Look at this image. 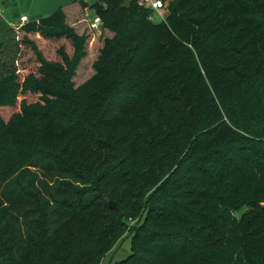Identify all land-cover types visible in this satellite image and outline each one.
Wrapping results in <instances>:
<instances>
[{"label": "trees", "instance_id": "1", "mask_svg": "<svg viewBox=\"0 0 264 264\" xmlns=\"http://www.w3.org/2000/svg\"><path fill=\"white\" fill-rule=\"evenodd\" d=\"M87 5L23 24L38 70L0 77V264H103L128 233L108 264H264V0H94L77 83Z\"/></svg>", "mask_w": 264, "mask_h": 264}, {"label": "rangeland", "instance_id": "2", "mask_svg": "<svg viewBox=\"0 0 264 264\" xmlns=\"http://www.w3.org/2000/svg\"><path fill=\"white\" fill-rule=\"evenodd\" d=\"M72 1L75 0H0V77L13 69L17 70L19 67H23V74L37 71L39 67V61L31 46L26 43H21L17 39L16 34L18 32L13 26L12 28L9 27L7 20L10 19L12 23L15 20L19 21L20 16L24 13L28 15L30 19L45 17L53 13L57 8L67 5ZM93 1L94 0H89V3L91 4ZM5 13L9 15V18ZM84 15V18L86 17L90 23H92L95 10L93 7H86ZM159 18L160 17L157 15L156 20H159ZM82 20H84L83 17L81 21H77V19L74 20L78 30L91 32V36L93 35L92 31L96 34L91 38L92 40L89 41L88 55L77 70L75 80L77 83L83 82L93 74L94 68L92 67V61L99 53L98 47L101 46L103 38L106 36V32L102 28V25L94 27L95 29L90 31L91 28L87 25L88 22ZM31 38L38 43L43 53L50 59H61L57 49L63 44L69 52L72 50L71 41L65 37H45L40 33H32ZM23 96L24 94L19 96L18 102ZM26 97L28 100H36L39 98V94L29 92L26 94ZM18 109L19 103L14 106V109H10V111L12 110L13 112ZM130 247L131 235L128 233L122 237L116 244V247L106 255L103 264H108L109 261L115 257L120 258L126 255Z\"/></svg>", "mask_w": 264, "mask_h": 264}, {"label": "built area", "instance_id": "3", "mask_svg": "<svg viewBox=\"0 0 264 264\" xmlns=\"http://www.w3.org/2000/svg\"><path fill=\"white\" fill-rule=\"evenodd\" d=\"M85 1L88 2L87 8L92 7L91 4L89 3V0H85ZM137 3L141 6H147L151 8L152 12L150 14V17L152 19H156L157 15L160 17L159 20L165 19L164 0H137ZM27 21H29V17L27 15H22L20 22L13 24L14 29L18 32L20 28L23 26V24H25ZM91 24L93 27H98L102 25L101 16L96 12L92 19Z\"/></svg>", "mask_w": 264, "mask_h": 264}, {"label": "crops", "instance_id": "4", "mask_svg": "<svg viewBox=\"0 0 264 264\" xmlns=\"http://www.w3.org/2000/svg\"><path fill=\"white\" fill-rule=\"evenodd\" d=\"M5 15H7L6 13H5ZM22 15H26L25 13L24 14H22ZM21 15V16H22ZM8 16V18H9V15H7ZM21 16H20V20H21ZM28 16V15H27ZM39 18V17H38ZM38 18H36V19H38ZM34 19V18H33ZM20 20L19 21H14L13 23H12V21L10 20V19H8L7 20V24L9 25V27H11L12 28V26H13V24H15V23H19L20 22ZM29 20H31L30 18H29Z\"/></svg>", "mask_w": 264, "mask_h": 264}, {"label": "water", "instance_id": "5", "mask_svg": "<svg viewBox=\"0 0 264 264\" xmlns=\"http://www.w3.org/2000/svg\"><path fill=\"white\" fill-rule=\"evenodd\" d=\"M109 204L111 205V206H113V207H115L116 205H117V203H116V201H114V200H109Z\"/></svg>", "mask_w": 264, "mask_h": 264}]
</instances>
